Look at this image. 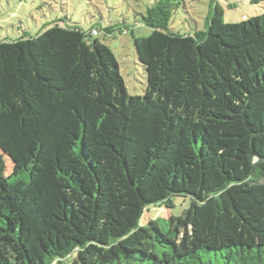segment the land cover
Listing matches in <instances>:
<instances>
[{
  "label": "trees",
  "instance_id": "1",
  "mask_svg": "<svg viewBox=\"0 0 264 264\" xmlns=\"http://www.w3.org/2000/svg\"><path fill=\"white\" fill-rule=\"evenodd\" d=\"M181 8L136 11L143 95L95 26L0 38V264H264V13L183 33Z\"/></svg>",
  "mask_w": 264,
  "mask_h": 264
},
{
  "label": "rangeland",
  "instance_id": "2",
  "mask_svg": "<svg viewBox=\"0 0 264 264\" xmlns=\"http://www.w3.org/2000/svg\"><path fill=\"white\" fill-rule=\"evenodd\" d=\"M152 0H0V38L13 40L25 33L35 35L55 22L63 25L77 24L85 30L92 26L99 29L95 35L114 52L128 92L143 95L147 75L137 56L135 37L146 36L152 28L136 22V11L145 9ZM218 2L224 8V23H237L243 19L264 13V0H186L187 10L181 8L171 21L174 31H192L196 21L200 28L210 12V4ZM188 11V12H187ZM212 13V11H211ZM127 21L129 30L108 35L105 27L110 22ZM190 198L176 196L167 203L149 207L143 218V226L164 216L181 215L189 206Z\"/></svg>",
  "mask_w": 264,
  "mask_h": 264
},
{
  "label": "built area",
  "instance_id": "3",
  "mask_svg": "<svg viewBox=\"0 0 264 264\" xmlns=\"http://www.w3.org/2000/svg\"><path fill=\"white\" fill-rule=\"evenodd\" d=\"M97 31L96 30H94V33H96Z\"/></svg>",
  "mask_w": 264,
  "mask_h": 264
}]
</instances>
